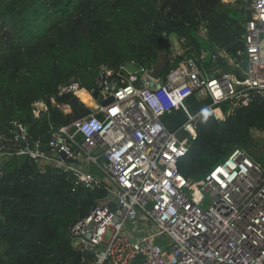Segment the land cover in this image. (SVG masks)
<instances>
[{
    "label": "built area",
    "instance_id": "1",
    "mask_svg": "<svg viewBox=\"0 0 264 264\" xmlns=\"http://www.w3.org/2000/svg\"><path fill=\"white\" fill-rule=\"evenodd\" d=\"M246 2L251 16L244 23L245 49L234 54L228 47L219 48L212 56L226 59L241 77L218 62L206 69L197 57L177 64L183 48L179 54H166L165 69L172 68L159 78L152 76L154 66L145 65H138L137 72L122 65L117 80L106 74L89 93L94 99V92L104 85L113 101L90 107L88 115L56 128L50 150L40 139L34 141L18 121L7 131L0 129V175L6 160L28 156L41 171L50 165L73 177L76 185L108 191L105 200L70 226L73 245L90 254L92 264H134L138 256L145 261L137 264H264V165L238 147L200 185L179 170L180 160L198 137L201 115L211 113L224 121L236 109L264 100V0ZM81 89L75 81L60 93L77 94ZM192 94L211 99L210 105L192 114L185 103ZM60 107L71 110L70 104ZM181 107L188 119L171 130L162 117ZM47 111L44 101L33 104L35 117ZM252 132L254 137L262 134L258 129ZM28 137L32 148L23 144ZM92 164L99 165L104 177L83 170ZM110 193L118 198L115 207ZM128 221H140L156 233L146 236L144 227L128 233ZM140 232L143 235L135 237Z\"/></svg>",
    "mask_w": 264,
    "mask_h": 264
},
{
    "label": "trees",
    "instance_id": "2",
    "mask_svg": "<svg viewBox=\"0 0 264 264\" xmlns=\"http://www.w3.org/2000/svg\"><path fill=\"white\" fill-rule=\"evenodd\" d=\"M242 12L223 0H0V129L23 121L31 138L48 150L56 128L92 112L84 104L73 107L74 93L61 94L62 87L77 81L90 91L98 89L103 73L119 79L128 62L154 66L170 51L172 34L185 38L177 64L186 57L200 62L208 47L235 54L245 49V20L236 15ZM219 63L228 68L226 59ZM36 101L48 104L40 117L33 113ZM185 103L197 114L211 99L192 94ZM187 119L182 107L162 117L171 130ZM196 127L198 137L179 162L187 178L204 177L238 147L264 165V154L252 150L253 129L264 131V100L236 109L224 121L203 114ZM1 171L0 264H92V256L73 245L70 226L108 191L76 185L50 165L41 171L28 156H12Z\"/></svg>",
    "mask_w": 264,
    "mask_h": 264
},
{
    "label": "rangeland",
    "instance_id": "3",
    "mask_svg": "<svg viewBox=\"0 0 264 264\" xmlns=\"http://www.w3.org/2000/svg\"><path fill=\"white\" fill-rule=\"evenodd\" d=\"M225 3H228L229 5H231L233 8H241L243 10L242 13H237V17L241 20H246L247 18V15H248V11L246 10L247 8V2L246 0H223ZM245 7H244V6ZM244 8V9H243ZM248 9V8H247ZM249 10V9H248ZM169 41L171 43V50L176 53L178 51V49L181 48V43H180V39L179 37L176 35V34H172L170 37H169ZM215 48H206V49H203L201 51V57H202V60H206V61H211L212 60V55H213V51H214ZM166 54V53H165ZM209 70L211 68H208ZM85 105L87 106H90L88 105L86 102H85ZM90 107H93V106H90ZM262 134L260 135H257V137L254 138V144L256 147H252V150L254 152H256L257 154H264V131H260ZM104 161V158H101L100 159V162H103ZM84 171L85 170H91L93 173L97 174V175H100L102 177H104V173L103 171L101 170V168L99 167L98 164H92V165H88L87 167H85V169H83ZM203 176L202 175H199V176H193V178H191L193 180V183L196 184V185H200L202 184V180H203ZM140 228V227H144L145 230H146V236L147 234L151 233V234H155L156 233V230L152 227H147L146 224H143L141 223L140 221L138 223H133L131 221H128L125 225V228L124 230L128 233L134 231L136 228ZM161 241V240H160Z\"/></svg>",
    "mask_w": 264,
    "mask_h": 264
},
{
    "label": "water",
    "instance_id": "4",
    "mask_svg": "<svg viewBox=\"0 0 264 264\" xmlns=\"http://www.w3.org/2000/svg\"><path fill=\"white\" fill-rule=\"evenodd\" d=\"M226 4H228V3H226ZM203 37H205V35H203ZM165 45L167 46L168 44L166 43ZM166 65H167V62L165 61V55L161 54L159 61L153 67L152 76L154 78H159L162 75L163 70L165 69ZM242 65L245 68V70L248 69V61L247 60H244ZM125 68L129 72H137L139 70L138 64L135 63L134 61L126 63ZM102 79L103 80L106 79V73H103ZM151 84H153V82ZM100 94H102L105 97L103 104H108V103L112 102L114 99L111 92L108 91L107 89H104V85L101 86L99 90H96L93 95L96 99H99ZM71 104L73 107H78L81 104L80 98L77 95H75L71 101ZM21 123H23V121H21ZM18 133L21 134V128H18ZM23 144L24 145L29 144V147L32 148V141L29 137L27 138L26 141H23ZM61 156L63 158H66V155L64 153H61ZM69 161H71V159ZM109 199H112L115 203L118 202V198L115 197L113 193L109 194ZM141 235H143L142 232L135 233V237L141 236ZM133 240H135V239H133ZM80 257H81V255H80ZM144 261L145 260L143 259L142 256H138L136 258V261L134 262V264H137L138 262L143 263Z\"/></svg>",
    "mask_w": 264,
    "mask_h": 264
},
{
    "label": "crops",
    "instance_id": "5",
    "mask_svg": "<svg viewBox=\"0 0 264 264\" xmlns=\"http://www.w3.org/2000/svg\"><path fill=\"white\" fill-rule=\"evenodd\" d=\"M244 6V5H243ZM200 34L203 36V35H205V37H206V32H203V30L202 31H200ZM180 43H181V39H180ZM183 46L181 45V48L180 49H178V51L176 52V53H174L171 49H170V51L168 52V53H172V54H174V55H176V54H179L180 52H183ZM165 56H166V54L165 53H163ZM213 56V55H212ZM219 60H220V58L218 59V61H216V60H214L213 58H212V60L211 61H206V60H200V64L203 66V67H205L206 69H208V68H214L215 67V64L218 62L219 63ZM228 66V68H226V67H224L225 68V70L226 71H230V72H232V73H235L238 77H241V73H240V71H238V70H235V69H232V67L230 66V65H227ZM165 70V69H164ZM163 70V71H164ZM165 72V71H164ZM85 91H87L88 92V90H86V89H84ZM105 99H104V96L102 95V94H100V96H99V99L98 100H94V102L92 101L91 103V105H94V107L97 105V104H101V103H103V101H104ZM50 150V149H49ZM91 171V170H90ZM92 172V171H91Z\"/></svg>",
    "mask_w": 264,
    "mask_h": 264
},
{
    "label": "bare ground",
    "instance_id": "6",
    "mask_svg": "<svg viewBox=\"0 0 264 264\" xmlns=\"http://www.w3.org/2000/svg\"><path fill=\"white\" fill-rule=\"evenodd\" d=\"M77 96L81 99L82 96H84L88 102V104L90 106H94V105H91L92 101L94 102V99L92 98V96L90 95V93H88L87 91H85L84 89L80 90L78 93H77Z\"/></svg>",
    "mask_w": 264,
    "mask_h": 264
},
{
    "label": "clouds",
    "instance_id": "7",
    "mask_svg": "<svg viewBox=\"0 0 264 264\" xmlns=\"http://www.w3.org/2000/svg\"><path fill=\"white\" fill-rule=\"evenodd\" d=\"M82 89H84V88H82ZM82 89H81V90H82ZM89 92H90V91H88V93H89ZM75 95H77V94H74V96H75ZM90 95H91V94H90ZM93 97H94V95H93ZM94 100H98V99H96V98L94 97ZM84 105H85V104H84ZM86 106H87V105H86ZM87 107H90V106H87ZM93 107H94V106H93Z\"/></svg>",
    "mask_w": 264,
    "mask_h": 264
}]
</instances>
